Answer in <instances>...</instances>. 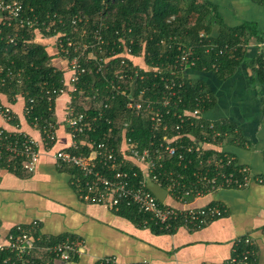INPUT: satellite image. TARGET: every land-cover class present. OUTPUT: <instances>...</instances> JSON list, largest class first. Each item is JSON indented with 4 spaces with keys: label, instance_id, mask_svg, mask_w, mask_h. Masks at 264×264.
<instances>
[{
    "label": "built area",
    "instance_id": "built-area-1",
    "mask_svg": "<svg viewBox=\"0 0 264 264\" xmlns=\"http://www.w3.org/2000/svg\"><path fill=\"white\" fill-rule=\"evenodd\" d=\"M101 15L103 16L99 20L102 24L96 25L91 32L88 30L90 22L75 16L68 27L73 33L80 32V39L76 40L72 36L65 39V34L56 27L57 15L47 13L40 16L32 9L27 11L21 0H0V27L10 28L13 32L7 37L8 45L16 46L22 32H27L35 43L41 39L48 40L55 48L56 56L67 63L68 70V77H64L62 81L63 86L58 89L53 86L50 89L47 83L43 84L41 98L38 100L27 91L21 90L12 96L3 93L1 89L9 85H23L25 71L0 67V96L4 95L10 100L4 104L0 101V170L21 168L29 174L36 171L42 156L40 144L50 149L57 143L54 108L62 96L69 92L75 99H87L91 103V111H94L79 112L73 102L69 104L66 120L72 138V152L60 151L56 154L60 167L65 164L79 173L76 186L80 199L114 211H118L122 205L137 207L139 213L149 215L154 225L167 231L177 230L178 227L202 229L222 218L225 209L218 204L195 208L191 206V202L221 190L245 189L250 185L252 175L250 169L238 165L234 157L201 148L197 138L191 133L198 129L202 132L211 130L212 142L206 144L215 148L222 147L219 141L222 137H228L226 132L218 130L224 122H211L205 117L206 101L209 99L207 94L194 98L189 104L185 103L183 90L188 80L186 72L194 70L200 61L196 56L195 46L177 42L176 36L162 38L161 45L170 42L169 48L173 46L180 52L178 61L176 64L161 67H143L132 54L136 40L130 35L132 30H115L118 41L110 42L103 29V19H108V14ZM58 23L67 28L63 20H58ZM105 26L107 30L111 29L109 25ZM51 32L55 34L46 35ZM120 49L123 53L118 54L117 50ZM119 58L122 59L120 68L109 77L112 61ZM128 58L135 63V74L130 76L124 74V69L129 66ZM90 66H94L95 72L90 71ZM140 70L153 73L155 78H162L164 73L168 74V77H163L166 85L161 96L145 100L143 90L141 96L134 97L131 94L127 104V109L134 116L145 117L149 122L151 138L148 146L141 148L139 142L124 135L115 148L116 138L112 129L100 141L89 138V133L96 132L102 112L111 107L108 101L100 99L102 90L126 95L129 88L134 89L135 80L146 79L145 75L140 74ZM93 73L104 87L89 86V90L94 91L92 96L86 91L82 80ZM80 84L82 88L79 87ZM18 96L26 99L25 115L31 128L40 134V142L24 132L20 124H14L17 117L12 103ZM107 97L110 100L115 99L114 94ZM46 102L48 107L45 112L36 116V110ZM31 116L33 120L30 122ZM195 154L199 155L197 159L193 158ZM148 180L167 191L163 202L147 188ZM145 226H148V222ZM38 228V222H34L29 227L18 226L8 235L6 244L0 246L1 255L9 254L4 264H32V257L42 254L56 256L62 262H70L73 255L80 253L81 242L75 239H67L52 247L38 246ZM234 248V256L225 264L261 263L252 237L237 239ZM44 257L42 255L40 259ZM116 260V257L106 258L99 264H116ZM44 262L50 263L48 259Z\"/></svg>",
    "mask_w": 264,
    "mask_h": 264
},
{
    "label": "crops",
    "instance_id": "crops-1",
    "mask_svg": "<svg viewBox=\"0 0 264 264\" xmlns=\"http://www.w3.org/2000/svg\"><path fill=\"white\" fill-rule=\"evenodd\" d=\"M207 1L219 8L227 25L240 27L251 22L259 31L264 30V7L252 0ZM212 36L219 37V27H214ZM38 43L46 48L49 45L54 66L68 77L67 63L56 56L53 45L44 39ZM261 50L264 45L251 39L247 63L231 67L232 75L226 78L217 70L186 72L188 80L204 84V92L213 101L206 119L224 122L232 131L221 142L222 147L205 144L203 148L234 157L252 175L245 189L221 190L191 202L195 208L221 205L225 209L222 218L199 230L178 227L162 235L146 226L137 227L110 208L82 201L73 187L75 176L61 169L56 159L58 152L69 151L72 145L66 111L71 102L77 104V99L68 92L55 107L57 143L50 149L40 144L42 156L36 171L20 178L0 170V246L6 244L17 226L29 227L38 222L41 236H68L81 242L80 253L66 264H99L113 257L117 258L116 264H225L234 256V242L249 236L256 243L260 264H264V86L258 81L257 65L252 63ZM0 101L10 102L4 95ZM12 105L17 117L14 124H20L24 132L40 142V134L31 128L25 115L26 99L18 96Z\"/></svg>",
    "mask_w": 264,
    "mask_h": 264
},
{
    "label": "trees",
    "instance_id": "trees-1",
    "mask_svg": "<svg viewBox=\"0 0 264 264\" xmlns=\"http://www.w3.org/2000/svg\"><path fill=\"white\" fill-rule=\"evenodd\" d=\"M27 11L31 9L38 15L44 16L49 13L57 15L55 20L56 27L59 31L65 34V39L74 37L76 40L80 39V32L73 33L70 26L72 18L78 16L84 21L90 22L89 32L93 31L96 25H101L99 20L102 13L108 14V19H103L105 25H109L111 29L107 30L103 26L105 37L110 42L118 41L115 35V30L122 31L125 28H130L134 37L135 44L133 45L132 54L134 58L144 57L148 66L161 67L162 65L176 64L180 52L177 48H169L170 42L166 45H161L162 38L176 36L177 42L181 41L186 45L195 46L196 56L200 59L195 70H206L217 72L224 78L232 75L231 67H238L246 64L248 61L247 48L251 39H256V43L264 45V30L259 31L257 24L246 22L240 27H231L224 22L223 17L219 13V8L207 0L190 1V0H21ZM255 4L264 7V0H252ZM174 18V20H173ZM58 20H63L67 25L65 29ZM219 27V37L212 36L214 27ZM81 27V25H80ZM13 32L10 28L0 27V67L13 68L14 70L23 69L25 71L24 83L19 86L17 84L9 85L2 88L3 93L17 95L22 91H27L31 97L41 98V86L45 83L51 89L53 86L61 88L63 85L64 71L57 69L54 64V56L48 52L45 45L31 41V36L27 32H22L20 38L17 40L16 46H9L7 37ZM51 32L49 36L54 35ZM203 34V35H202ZM91 36V34H90ZM89 36V38H90ZM88 38V39H89ZM113 40V41H112ZM118 54L123 53V50H117ZM125 57V56H124ZM121 58L113 60L110 68L111 73L120 68ZM129 66L124 69V74L134 75V60L128 58ZM257 65V78L259 83L264 86V50L252 61ZM119 67V68H118ZM138 68V67H137ZM95 72L94 66H90V71ZM141 75H145L146 79L141 81L139 79L134 82V89L129 88L126 95H121L119 92L105 91L101 92L100 99L106 100L111 104V107L102 112V117L97 123L95 133H89L87 136L92 140L100 141L104 135L108 134L110 129L116 138L114 147L119 145L122 141V136L127 135L134 141L140 143L141 148H146L151 138L150 125L145 117H136L132 111L127 109V104L130 101V95L134 97L141 96V92L145 90L144 99H156L161 96L166 85L168 74H163L162 78L154 77L153 73L141 71ZM229 75V76H228ZM181 79V78H180ZM83 86L86 91L93 96L94 91L89 90V86L104 87L103 83L98 80L96 75H88L84 78ZM80 84L79 87H83ZM107 86V85H106ZM205 86L202 82H193L186 80V87L183 90L185 103L189 104L194 98L206 95L204 92ZM11 92V93H10ZM115 95L114 100H110L107 96ZM210 98V96H209ZM77 99V98H76ZM76 108L79 112L90 111L94 113L91 103L85 98L77 99ZM74 102V103H76ZM213 101H206V110L213 107ZM48 107L47 102L40 106L35 115L39 116L45 112ZM55 107V106H54ZM55 110V108H54ZM92 115V114H91ZM35 117V116H34ZM31 118L29 121L31 122ZM129 122V123H128ZM218 130L232 134L231 129L224 123ZM191 133L198 140V145L203 148L207 142H212V131L207 129L205 132L201 130H193ZM205 133V134H204ZM206 135V139H204ZM83 138V136H81ZM220 142L225 141L222 137ZM203 143V145H201ZM87 151H90L89 149ZM72 152V148L69 149ZM198 154L194 155V159L198 158ZM3 164V161L2 163ZM61 169L70 171L74 176L73 187L76 191V178L80 177L76 169L62 164ZM193 167L190 168L192 172ZM235 170L234 168H232ZM8 172L15 174L18 177H25L27 172L18 168H10ZM117 214L130 220L137 227H144L148 222L147 228H151L157 234H171L175 230L167 231L160 226L154 225L149 215L139 213L137 207L122 205ZM18 227V226H17ZM15 230V229H14ZM13 230V231H14ZM12 231V232H13ZM68 236L61 237H46L41 236L37 231L36 238H40L38 246L52 247L67 240ZM74 237V236H72ZM241 251V250H240ZM243 251V250H242ZM241 251V252H242ZM45 257L40 259V256ZM34 255L32 264H44L45 260H49V264H55L56 256L49 254ZM9 254H0V264H4ZM13 264V263H7Z\"/></svg>",
    "mask_w": 264,
    "mask_h": 264
},
{
    "label": "water",
    "instance_id": "water-1",
    "mask_svg": "<svg viewBox=\"0 0 264 264\" xmlns=\"http://www.w3.org/2000/svg\"><path fill=\"white\" fill-rule=\"evenodd\" d=\"M147 188L161 201V202H163L164 200H165V198H166V195H167V191L163 188V187H161V186H159V185H157V184H155V183H153L151 180H148L147 181ZM66 264V263H65Z\"/></svg>",
    "mask_w": 264,
    "mask_h": 264
},
{
    "label": "rangeland",
    "instance_id": "rangeland-1",
    "mask_svg": "<svg viewBox=\"0 0 264 264\" xmlns=\"http://www.w3.org/2000/svg\"><path fill=\"white\" fill-rule=\"evenodd\" d=\"M136 62H138L140 64V66L142 65L143 67L148 66L144 60V57H140V58H135ZM129 123V122H128ZM60 263L65 264V262L60 261Z\"/></svg>",
    "mask_w": 264,
    "mask_h": 264
}]
</instances>
